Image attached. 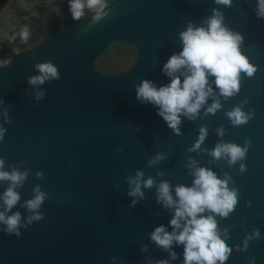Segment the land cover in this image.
Here are the masks:
<instances>
[{"label":"water","instance_id":"obj_1","mask_svg":"<svg viewBox=\"0 0 264 264\" xmlns=\"http://www.w3.org/2000/svg\"><path fill=\"white\" fill-rule=\"evenodd\" d=\"M256 2L233 0L227 7L214 0H108V15L93 22L87 9L73 20L68 0H5L0 61L11 63L0 67V126L7 129L0 157L5 170H28L12 212L19 211L25 223L30 213L22 205L33 198V189L39 185L48 195L42 220L21 228L19 236L0 231V264H183V245L173 243L177 259L171 260L150 234L160 225L172 231L174 209L157 202L156 186L168 181L174 197L177 185L191 186L190 159L222 179L228 173L229 188L238 189L233 212L216 216L222 238L226 231L233 249L224 264H249L252 258L264 264V18H257ZM213 8L242 35L241 51L257 70L251 77L241 73L239 93L227 100L221 96L222 108L215 114H205L210 97L194 120L182 115L177 134L153 104L136 98V85L144 79L157 87L169 83L162 67L182 49L179 33L189 21L202 25ZM24 28L31 32L27 44L20 42ZM47 60L57 66L60 79L30 85L28 78L38 74L34 65ZM40 90L44 95L37 100ZM213 90L219 94L214 83ZM236 105L254 112L241 126H233L226 115ZM5 111L10 123L4 122ZM202 127L207 135L200 149L189 151ZM249 140L245 158L234 165L209 154L218 143L243 147ZM161 153L164 158L148 166ZM137 170L155 184L142 187L144 198L130 206L126 177ZM8 186L0 182V193ZM255 229L261 238L240 251ZM144 245L147 251H141Z\"/></svg>","mask_w":264,"mask_h":264},{"label":"clouds","instance_id":"obj_2","mask_svg":"<svg viewBox=\"0 0 264 264\" xmlns=\"http://www.w3.org/2000/svg\"><path fill=\"white\" fill-rule=\"evenodd\" d=\"M217 5L231 7L233 0H214ZM108 0H68L69 12L73 20L79 21L85 16V10L93 13V22H98L108 15L106 11ZM257 18H264V0H257ZM225 17L217 9H212V14L208 16L202 25L197 26L189 21L185 30L179 33L182 42V49L173 53L163 64L162 72L170 77V82L157 87L148 79H144L136 85V98L141 103H151L157 108V113L167 125L177 134L180 133L179 125L181 116L194 120L199 116L202 106L208 99L213 98V102L206 108L205 114H215L222 108L220 97L225 100L239 93L241 88V73L251 77L256 72V67L249 62V58L241 51L240 45L243 37L238 32H233L224 24ZM20 42L27 44L31 32L24 28L20 32ZM11 60L0 61V67L10 65ZM38 71L37 75L30 76L28 83L39 86L46 81L60 79V72L57 66L51 61L38 62L34 65ZM214 81L210 83V78ZM219 90V94L213 90ZM44 91L36 93V99L43 97ZM243 101L242 103H246ZM4 103L0 100V104ZM233 126L246 124L254 115L245 113L240 105H236L226 113ZM4 122L10 123L11 119L4 113ZM7 129L0 126V142L5 139ZM220 136L224 135V129H217ZM207 135V129L201 128L199 139L189 149L197 151L200 149ZM249 141L241 147L236 143H218L209 154L216 160L224 158L229 166L238 161H242L247 153ZM122 152L123 148L118 149ZM163 154H157L149 159L148 166L159 163L163 159ZM196 161L190 159L186 167L190 170V175L194 177L192 185H177L175 187V197L168 181H162L156 186L157 202L162 203L165 208L174 209V214L170 220L172 231L166 230L164 225H160L150 234L151 240L160 248L169 251L171 260L177 259V253L172 249L173 243L183 245V264H224L232 253V247L226 243L228 234L225 231L221 236V229L218 227L216 216L227 218L238 203V189L229 188L228 182L231 177L225 173V178H220L216 172L208 167H196ZM240 171H246V166L241 163ZM37 177H42V172L36 173ZM157 175H163L158 172ZM28 170L20 171L17 167L11 166V170H5V160L0 157V182H8L9 186L0 193V202L3 210H0V231L8 235L21 234V228H27L34 221L38 222L44 218L40 211L42 204L47 198V193L41 191L37 185L34 189L33 198L24 202L30 215L25 223H22L21 213L12 212L14 206L21 199L20 193L16 190L22 186L27 179ZM144 173L137 170L134 176H127L129 191L127 195L133 197L130 206H135L138 199L144 198L142 187L151 189L155 184V179L149 177L143 179ZM12 212L11 215L8 213ZM208 213V214H205ZM259 240L261 234L259 229L247 234L240 251H247L249 241ZM141 251H147V245L142 246ZM149 264L153 262L149 261ZM155 264H170V260H159ZM249 264H255V259H250Z\"/></svg>","mask_w":264,"mask_h":264},{"label":"trees","instance_id":"obj_3","mask_svg":"<svg viewBox=\"0 0 264 264\" xmlns=\"http://www.w3.org/2000/svg\"><path fill=\"white\" fill-rule=\"evenodd\" d=\"M4 2L5 0H0V7L3 5Z\"/></svg>","mask_w":264,"mask_h":264}]
</instances>
